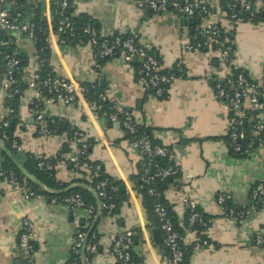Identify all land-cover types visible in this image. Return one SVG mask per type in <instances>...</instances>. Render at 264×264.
<instances>
[{"label":"crops","instance_id":"0c3cea01","mask_svg":"<svg viewBox=\"0 0 264 264\" xmlns=\"http://www.w3.org/2000/svg\"><path fill=\"white\" fill-rule=\"evenodd\" d=\"M206 1L212 8L211 19L222 25L234 45V65L251 78L264 81V12L256 22L236 24L228 17L231 0ZM50 2L26 0L21 7L30 19L36 17L38 8L42 17L52 16ZM138 2L75 0L73 15L92 21L103 37L116 33L140 34L151 44L164 70H171L182 60L180 77L170 86L165 98L144 90L137 76V62L114 58L98 65L88 46L65 45L56 35L50 37L53 73L83 85L98 83L114 107L131 113L159 143L173 149L180 177L167 188V202L180 222L187 210L185 199L196 202L212 218L207 233L209 244L194 247L187 264H264V245L255 242L258 234L264 236V201L252 209L251 197L253 187L264 182V148L258 146L243 158L230 154L226 142L227 112L224 104L214 97V83L224 78L223 68L209 49L186 51L188 44L201 38L202 20L192 18L184 23L186 16L171 8L149 14L139 9ZM19 52L29 59L28 67L33 69L38 58L35 45L21 37ZM1 77L0 122L10 114L2 87L4 74ZM30 95L28 92L26 97ZM44 108L46 118L58 123L59 131L51 137L39 135L27 99L22 100L14 137L25 153L13 154L6 145L4 149L0 147V166L6 156L24 169L28 155L55 158L71 143V133L80 132L93 143L91 160L99 162L109 177L121 182L127 194V200L113 216L97 213L90 228V234L94 231L97 250L91 264H114L109 256L113 236L128 231L134 232L136 241L132 251L139 264H169L162 246L163 237L155 240L153 231L158 228L150 227L143 197L135 186L141 156L132 148L127 132L100 117L85 100L68 105L56 98ZM62 122L66 125H60ZM57 178L68 185L66 192L79 186L75 183L79 176L68 167L59 168ZM220 193L229 196L232 206L248 211L242 222L225 216L217 202ZM24 218L35 224L34 264H69L75 234L87 223L85 211L53 205L49 196L26 200L6 183L0 184V264H30L18 247ZM194 241L195 237L187 232L184 243L190 245Z\"/></svg>","mask_w":264,"mask_h":264},{"label":"built area","instance_id":"2783aa9c","mask_svg":"<svg viewBox=\"0 0 264 264\" xmlns=\"http://www.w3.org/2000/svg\"><path fill=\"white\" fill-rule=\"evenodd\" d=\"M21 0H0V70L5 69L2 87L7 100H13L16 96L21 95L22 100L27 99L28 106L35 120L36 131L44 137H51L57 133V129L52 127L45 115V104L53 103L56 98L63 100L65 104H73L79 100H85L96 112L103 111L105 102H108L106 93H100L98 98L102 102L93 103L88 101L87 95L89 88L80 84L76 80L66 79L59 76H47L41 78L39 70L44 59L37 58L36 66L32 69L22 68V61L19 58V42L21 37L30 40L35 46L39 41V34L45 35V42L50 43V37L59 34H70L75 37L76 24L73 20L72 12L75 9V0H56V14L59 17L58 33L53 31L52 16L45 17L49 25V32L37 26L34 19L26 16L21 7ZM50 2V0H43ZM52 2H50V7ZM171 7L175 12L189 18H199L202 20L201 40L186 46L187 52L209 49L215 60L222 66L224 78L217 79L214 83V97L222 102L225 106L228 122V144L235 153L250 155L252 150L261 146L264 148V81L251 78L243 69L236 67L233 63L234 45L226 36L222 25L211 19L212 8L206 0H139L138 7L142 11H152L155 13L163 12ZM241 7L245 15L237 12L234 7L230 8L229 18L236 24L252 22L256 16L264 12V0H241ZM72 11V12H71ZM71 12V13H70ZM125 36V38L123 37ZM86 39L83 46H88L94 58L99 65L100 61L110 58H121L125 62L131 63L135 59L140 63L137 68V76L146 92L157 97L163 98L173 82L178 79V73L183 69L184 62L180 60L169 70L164 72L162 63L154 55L151 44L145 42L138 33H118L112 39L103 37L92 26H86L80 39ZM42 41V40H41ZM64 43V41H61ZM10 50V51H9ZM43 52V49H41ZM2 78V77H1ZM26 88L22 87L23 82ZM41 85L43 86L41 88ZM31 95L26 97L27 93ZM44 94H48L45 97ZM115 113L109 115V121L112 124L120 125L130 136V143L141 156V161L147 160L143 164L144 175L143 181L147 185L158 178L165 181L168 178L178 176L180 169L176 165L162 167L155 163L156 158H169L174 161V151L171 147L154 144L152 138L147 134L140 133L141 124L131 113L122 108H116ZM12 113V110L10 111ZM0 141L6 145L9 140L6 129L11 125L10 121L0 122ZM73 141L76 144H82L80 154L87 152L90 144H87L86 138L81 133L74 132ZM9 149V148H8ZM13 154H23L25 149L19 140L13 139L9 149ZM79 152V151H78ZM38 160V169L40 171H54L61 167L68 166V162L76 164L74 169L77 172L79 166V157L74 155H66V160L59 166H54L50 161L43 157L36 158ZM152 166L157 168V172L151 174ZM90 178L98 177L102 170L101 165L83 166ZM92 175V177H91ZM6 183L13 190L21 193L26 200L46 197L44 189H34L27 177L20 178L15 171L6 172L0 166V184ZM108 180L100 183L99 189V205L98 212L106 210L108 216H113L117 204L110 202V198L104 191ZM116 190V189H114ZM151 196L155 197V214L159 220L160 228L164 234V242L170 251L171 258L169 264H184L185 247L182 245V235L176 229V225L170 216L166 204L163 202L162 194L155 187L149 188ZM251 197L253 200L252 209H257L264 201V182H258L252 189ZM229 196L220 193L217 202L222 206L225 216L231 220L242 222L248 211L243 208L228 209L225 206ZM53 205L64 206L69 210H84L86 215V225L77 230L74 241L71 246L70 264H91L92 257L96 253L94 238H90V228L97 215V211L92 205H88L81 195H71L66 197L53 196L50 197ZM186 208L195 210L198 206L196 202L185 199ZM198 218L194 214L191 222ZM211 227L205 232L206 236ZM35 224L28 218L22 221V229L18 237V247L24 254L30 264L36 261V249L33 243V235ZM190 235L195 237L197 232L193 229L188 231ZM194 241V242H195ZM257 245H264V236L258 234L255 237ZM209 240L206 239L198 244V247L206 246ZM134 232L128 231L113 236V249L110 258L114 264H139L133 256Z\"/></svg>","mask_w":264,"mask_h":264},{"label":"trees","instance_id":"16d2710c","mask_svg":"<svg viewBox=\"0 0 264 264\" xmlns=\"http://www.w3.org/2000/svg\"><path fill=\"white\" fill-rule=\"evenodd\" d=\"M25 1L26 0H21L20 2H21V4H23ZM51 2H52L51 10H52V14H53L52 28H53L54 32L58 33L57 29H58L59 17L56 14V0H52ZM231 7H234L237 12L245 15V13L241 7V0H231V2L227 6L228 14H229ZM170 8L171 7L169 6L168 9H170ZM147 12L149 14L155 13L152 11H147ZM72 14H73V12H72ZM262 15H263V12L259 13L252 22L258 21L262 17ZM73 20L76 24V32L78 33V35L75 37H72V36H70V34H67V33L66 34H59L58 33L59 39H60V41H64L65 45H81V46H83L84 43L86 42L85 38L83 40L80 39V36L82 35L83 29L88 25L92 26L97 31H98V28L94 25V23L92 21H90L86 18L74 16ZM34 22L36 23L37 26L43 27L47 31V33L49 32L48 21L45 17H42L40 8H38L36 11V17L34 18ZM128 34H130V33H128ZM117 35H118V33L114 34L112 37H110V39H112L114 36H117ZM123 37L125 38V36H123ZM39 38L40 39L35 46L37 56L39 59L41 58V59L45 60V62L43 63V65L41 66V68L39 70V74L41 75L42 79H45L49 75L50 76H56L53 73L52 66H51V46H50V43L45 42V35L39 34ZM201 38L199 40H201ZM41 49H43V52H41ZM153 53H154V51H153ZM154 55H155V53H154ZM19 58L22 61L21 62L22 68H28L29 62H30L29 59L26 56H24L23 54H20ZM110 59H114V58H110ZM110 59L102 60V61H100V64L107 61V60H110ZM139 64L140 63L137 60V68H138ZM164 72H168V71L164 70ZM4 73H5V69H1L0 70V77ZM178 74H179L178 77H180V73H178ZM84 86L89 88V94L87 95L88 101L91 103H93V101H97L98 104H101L102 102L99 101L98 96L100 93H105V92L100 88L99 84L95 83V84L84 85ZM22 87L26 88V83L23 82ZM44 95H45V97H48V94H44ZM166 95L163 98H165ZM21 102H22L21 95L16 96L13 100H7L6 99L7 108H9L10 111L12 110V113L10 112L9 116H7L6 118H4L2 120V121L8 120L11 123L10 127L8 129H6L7 134L9 136V140L6 142V147L9 149L11 147L13 139H15V137H14L15 130H14L13 124L16 125L18 123V119H17L18 108H19ZM102 105L104 106V109H103V111H100L98 113V115L102 118H105L107 121H109V115L112 113H115L116 110L114 109V106L109 101L103 103ZM47 120L51 124L52 120L51 119H47ZM51 125H52V127L56 128L59 131L58 123L55 122L54 124H51ZM139 130H140L141 134L149 135L152 138V142L154 144L162 145L161 143H159L158 140H156L153 137L152 132L149 129L141 126ZM70 138H71V143H70L71 145L66 144L64 146V148L60 151V154L57 157L47 159V160L50 161L52 164H54V166H59L62 162H64L66 160V155H74L75 154L76 156H78L80 163H79V166L77 167L76 173L79 176V178L75 181V183L79 184L78 188H75L71 191L66 192L65 190L68 187V185L65 183L63 184V183H61V181L58 180V178H57L58 170H54L52 172L40 171L38 169V160L32 155L27 156V161L24 163V167L28 172H30L31 174H33L37 178V180L39 181V184H35V183H32L29 181L30 184L36 190L37 189H44L46 195L49 197H53V196L66 197V196L77 195V194L81 195L85 199V201L88 205L94 206V208L96 209V211L98 213V205H99V201H98L99 196L98 195L100 193L99 185L104 180H108V184L104 188V191L107 193L108 197L110 198L109 199L110 202L117 204V208L113 212V215H114L118 211L121 204L125 200H127V194L123 188L124 187L123 184L121 182H118V181L112 179L111 177H109V175L105 172L103 166L99 162L91 160L90 156L92 153L93 143L90 140L86 139L87 144H90L87 152L84 154H80V150L82 149V144L79 143V144H76V146H75V144L73 142L75 140L74 132L71 133ZM129 138H130V136H129ZM226 142L228 144V142H229L228 137H226ZM228 147H229V144H228ZM229 151H230V154L236 158H243V157L248 156L246 154L235 153L230 147H229ZM252 152H253V150H252ZM146 162H147V160L144 159L139 164V172H138V176L136 177V180H135V186H136V189L138 190V192L143 197L144 208L148 212V215L150 218V227H157L161 231L162 237H163L162 246L164 249V253L169 260L171 258V254L165 245L164 234L160 228L159 220L155 214V202H156V200H155V197L151 196L149 193V188L155 187L156 190L160 194H162L163 202L166 204V206L169 210L170 216L172 217V220L176 225V229L182 235L181 243L186 249L184 264H187L188 258L192 252V249L194 247H198V244H201L206 239L207 236H206L205 232L208 230L209 227H211L212 218L210 216L204 214L199 209V207H197L195 210H191V209L187 208L185 216H184V220H183V222H180V220L178 219L176 214L173 212L171 205L167 202V200L165 198V193H166L167 188L171 184L176 182V180L180 177V174L178 176L168 178L165 181H160L158 178H156L155 181L152 182L151 185H147L143 181V175H144L143 164ZM155 163H157L158 165H160L162 167L163 166L168 167V166L175 165L174 161H170L169 158H162V157L156 158ZM98 164L101 165V167H102L100 175L98 177H94V178L91 175L92 178H90L89 177L90 175H88V173L83 168V166L89 167L91 165H98ZM67 167L70 170L74 171V169L76 168V164H72L71 162H68ZM2 169L6 172L15 171L16 174L20 178L24 177L22 170L18 167L16 162L14 160H12V158H10L9 156H6V160L2 165ZM156 172H157V168L152 166L151 174L153 175ZM114 189H116V190H114ZM96 196H98V199ZM225 206L228 209H238L237 207H234L231 205V203L229 202V199L226 201ZM99 212L103 216H108V212L104 209L99 211ZM194 214H197L198 218H195L194 221L191 222V219H192ZM190 229H193L197 232L196 241L190 245H186L184 243V237ZM93 232L90 235V238H89L90 240L93 238ZM135 241H136V238L134 235V242ZM133 256L135 257L134 253H133ZM69 264H70V262H69Z\"/></svg>","mask_w":264,"mask_h":264},{"label":"water","instance_id":"95a60500","mask_svg":"<svg viewBox=\"0 0 264 264\" xmlns=\"http://www.w3.org/2000/svg\"><path fill=\"white\" fill-rule=\"evenodd\" d=\"M184 23H188L190 21H192V18H189V17H185L183 20H182ZM10 51V50H9ZM133 62H137V59H135ZM43 86L41 85V88ZM60 125L64 126L66 125V122H62L60 123ZM14 126V124H13ZM0 147L4 149V143L0 141ZM20 169L22 170L23 174L30 180L32 181L33 183L35 184H39V181L37 180V178L35 176H33L32 174H30L29 172H27L24 168L20 167ZM96 195V194H95ZM97 199H98V196H96ZM99 201V199H98ZM153 234H154V237H155V240L156 241H160L162 239V233L159 229H156L153 231Z\"/></svg>","mask_w":264,"mask_h":264}]
</instances>
